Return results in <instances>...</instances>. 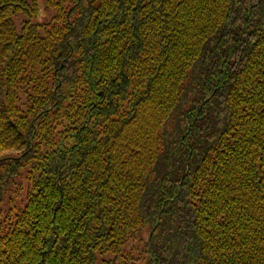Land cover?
Here are the masks:
<instances>
[{"label": "trees", "instance_id": "1", "mask_svg": "<svg viewBox=\"0 0 264 264\" xmlns=\"http://www.w3.org/2000/svg\"><path fill=\"white\" fill-rule=\"evenodd\" d=\"M0 264H264V0H0Z\"/></svg>", "mask_w": 264, "mask_h": 264}, {"label": "rangeland", "instance_id": "2", "mask_svg": "<svg viewBox=\"0 0 264 264\" xmlns=\"http://www.w3.org/2000/svg\"><path fill=\"white\" fill-rule=\"evenodd\" d=\"M39 10H40V11H39L40 14H39V17L37 18V20H39V21H42V20L47 19V18L49 17L50 13H51V12L48 11V9H46V7H45L43 4H41V3H40V5H39ZM44 11H45V12H44ZM44 13H46V14H44ZM16 22H17V20H16ZM142 237H143L144 240L148 237L147 229L143 230Z\"/></svg>", "mask_w": 264, "mask_h": 264}]
</instances>
